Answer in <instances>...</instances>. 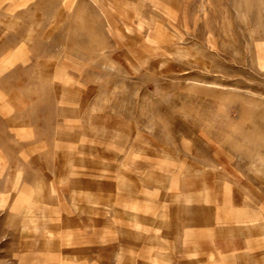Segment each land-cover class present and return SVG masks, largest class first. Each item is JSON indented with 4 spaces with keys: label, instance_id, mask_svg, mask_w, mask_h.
<instances>
[{
    "label": "rangeland",
    "instance_id": "1",
    "mask_svg": "<svg viewBox=\"0 0 264 264\" xmlns=\"http://www.w3.org/2000/svg\"><path fill=\"white\" fill-rule=\"evenodd\" d=\"M0 264H264V0H0Z\"/></svg>",
    "mask_w": 264,
    "mask_h": 264
},
{
    "label": "crops",
    "instance_id": "2",
    "mask_svg": "<svg viewBox=\"0 0 264 264\" xmlns=\"http://www.w3.org/2000/svg\"><path fill=\"white\" fill-rule=\"evenodd\" d=\"M122 197L125 198L122 207L120 205V200H117V203L121 208V213L124 215V219H123L124 225L118 226L116 222L117 219L110 218L112 221V223L110 224H112L111 226L113 227V232H112L113 236L120 237V240L123 239L122 241L123 244L126 247L128 246L130 248L131 250L130 254L133 255L134 259L142 258V256H139V255L145 252L144 247L149 249V252H151L150 254L152 255L153 259H155L156 257L155 254H158L159 251L162 254L167 255L169 259H172L171 255L178 252V249L176 248V244L180 242L179 238H181L180 233H179L181 228L180 227L178 228V224L174 227L173 223L166 221L167 217L163 218V222H166L164 226H169L170 228H172L171 235H168V232L170 230H168L167 228H165V230H163L164 228L162 227H158V228L154 227L153 229H151V227L148 225V222L150 220V215L152 213L149 211L147 205H150V204L153 205V203L155 204L157 202L147 197V194L146 196L143 194L137 195L138 199L133 200V207L135 203H139V202L142 203L144 207L142 208V211L136 212L132 210L131 207H129L132 197L130 198V195H125ZM114 198L116 197L114 196ZM107 207H109V205ZM95 211L96 210H92L93 216H96L95 213L98 212V211L96 212ZM114 214L116 215V212ZM128 218L134 219L136 223L129 222ZM106 220L107 219L103 220L102 222H105ZM188 225L189 224H187L186 227ZM108 227L109 226L107 225V228ZM191 229H194V228H191ZM182 241L185 243V240L182 239Z\"/></svg>",
    "mask_w": 264,
    "mask_h": 264
}]
</instances>
